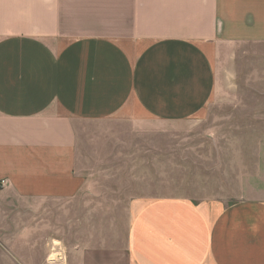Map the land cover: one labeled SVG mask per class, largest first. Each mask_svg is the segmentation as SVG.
<instances>
[{
	"label": "crops",
	"instance_id": "crops-1",
	"mask_svg": "<svg viewBox=\"0 0 264 264\" xmlns=\"http://www.w3.org/2000/svg\"><path fill=\"white\" fill-rule=\"evenodd\" d=\"M244 44H264V0H0V244L31 243L15 227L45 226L80 191V124L202 119L218 53ZM22 248L0 249V264ZM72 254L69 264H264V201L134 198L123 247Z\"/></svg>",
	"mask_w": 264,
	"mask_h": 264
},
{
	"label": "rangeland",
	"instance_id": "rangeland-1",
	"mask_svg": "<svg viewBox=\"0 0 264 264\" xmlns=\"http://www.w3.org/2000/svg\"><path fill=\"white\" fill-rule=\"evenodd\" d=\"M216 77L215 97L202 119L139 127L119 119L80 124V191L58 201L62 208L45 226L15 227L31 243H2L0 249L30 250L16 264H69L78 247L125 245L134 198L264 201V44L241 45L229 56L219 52ZM2 230L15 235L11 224Z\"/></svg>",
	"mask_w": 264,
	"mask_h": 264
},
{
	"label": "built area",
	"instance_id": "built-area-1",
	"mask_svg": "<svg viewBox=\"0 0 264 264\" xmlns=\"http://www.w3.org/2000/svg\"><path fill=\"white\" fill-rule=\"evenodd\" d=\"M5 186V182L4 181H0V188H3Z\"/></svg>",
	"mask_w": 264,
	"mask_h": 264
}]
</instances>
